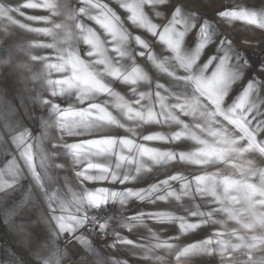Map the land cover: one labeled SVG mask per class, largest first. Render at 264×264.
<instances>
[{
  "label": "clouds",
  "instance_id": "1",
  "mask_svg": "<svg viewBox=\"0 0 264 264\" xmlns=\"http://www.w3.org/2000/svg\"><path fill=\"white\" fill-rule=\"evenodd\" d=\"M0 264H264V0H0Z\"/></svg>",
  "mask_w": 264,
  "mask_h": 264
}]
</instances>
